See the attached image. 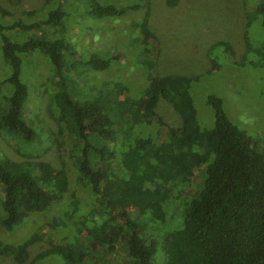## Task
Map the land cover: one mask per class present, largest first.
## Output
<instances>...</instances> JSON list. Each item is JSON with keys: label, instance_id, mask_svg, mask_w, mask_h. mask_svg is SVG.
Segmentation results:
<instances>
[{"label": "trees", "instance_id": "1", "mask_svg": "<svg viewBox=\"0 0 264 264\" xmlns=\"http://www.w3.org/2000/svg\"><path fill=\"white\" fill-rule=\"evenodd\" d=\"M143 3L59 0L40 20L30 19L31 12L0 10L4 69L0 74V130L18 140L14 143L17 149L20 141L30 144L37 136L21 113L27 92L25 76L35 70L24 63L23 81L20 74L21 55L38 50L53 69L54 74L41 80L40 86L51 96L50 112L63 132L59 142L67 146L58 170L38 161L31 173L0 156V230H10L30 212L45 211L32 216L31 221H40L37 231L26 239L16 244L1 241L0 255L23 263L31 242L43 235L49 241L54 229L69 226L72 232L62 236L63 242L60 238L49 241V247L29 264L48 254L59 256L63 264L92 263L91 254L99 258L95 248L112 250L110 233L122 228L126 264H264V154L229 121L221 98L214 94L205 97L212 109V125L200 127L189 93L197 77L156 73L152 52L144 47L153 41L146 24L147 10L137 21H127L122 30L133 31L134 37L112 33L123 61L98 52L89 53L85 60L91 75L110 68L111 60L119 63L108 76L121 71L123 63L128 70L134 62H141L146 81L141 92L134 95L116 75L108 84L110 89L101 85L89 95L76 90V72L68 60L74 63L79 52L65 34L67 10L78 9L92 20L134 12ZM256 10L264 26V0H259ZM127 41L136 54L133 62L126 58L130 54ZM224 49L229 51L226 44ZM253 49L264 55V46ZM159 97L179 115V126L156 114ZM53 206L58 211L50 214ZM99 264L117 262L100 258Z\"/></svg>", "mask_w": 264, "mask_h": 264}, {"label": "rangeland", "instance_id": "2", "mask_svg": "<svg viewBox=\"0 0 264 264\" xmlns=\"http://www.w3.org/2000/svg\"><path fill=\"white\" fill-rule=\"evenodd\" d=\"M58 1L0 0V10L13 14L31 12L33 16L30 19L40 20L47 9ZM104 1L113 5L139 2V0ZM143 1L138 10L126 11L119 17L88 20L78 9L71 12L67 10L66 22L69 25L65 27V34L68 42L79 52V56L74 58V61L76 60L74 63L68 61L76 72L75 87L79 95L93 94L102 86L106 88L108 84H111L110 82L115 81V77H120L123 80H121L122 83L128 85L130 92H134V95L139 94L146 86L144 76L142 78L145 66L141 62H134L132 68L128 70L124 69L126 64L123 63L121 65L123 70L108 76V71L117 70L114 66L119 67V63L112 64L111 60L110 68L91 75L85 60L89 53L98 52L108 56L116 55L118 61H123L124 56L116 53L112 33L134 37L133 31L128 30L125 33L122 30L127 26V21L131 19L137 21L147 10L146 24L153 34V41L144 47L148 49L147 52H152L151 60L156 73L197 77L190 83L189 93L196 108L200 127L212 125L213 113L205 97L207 94H214L221 98V107L229 121L245 132L255 150L264 154V55L261 52L264 49L260 50V54L253 49L257 45L264 46V26L261 24V14L256 10L259 0ZM80 2L83 4L82 1ZM2 21L0 18V22ZM85 26H92L94 29L87 31ZM28 35L29 32L24 36ZM225 44L229 51L224 49ZM131 46L132 44L127 41V50L130 54L126 58L133 62L136 54L133 53ZM21 57L24 60L20 74L22 81L24 80V63L26 67L29 66L28 69L35 70V74L29 75L28 71L25 76L27 92L21 113L22 118L31 124L37 136L30 144L20 141L17 149L14 143L18 140L10 139L7 133L0 130V156L11 158L31 173L36 171L34 163L38 161L46 162L53 170H58L67 146L59 142L63 138V132L60 122L50 112L51 96L40 86L41 80L54 74L53 69L48 59L38 50L22 54ZM2 67L0 58V74L4 71ZM155 112L162 121L170 125L176 127L181 124L179 115L162 97H159L156 102ZM49 208L50 214L58 211V206ZM86 209L85 206L83 211ZM44 212H30L20 224L13 226L10 230H0V242L16 244L26 239L37 231L40 221V219H37V222L31 221L32 216H38ZM60 228L57 227L52 231L53 234L49 240L51 243L59 238L61 239L59 241L63 242L62 236L72 232L69 226L63 230ZM143 228L145 229L146 226L143 225ZM123 232L124 228L120 232L112 229L110 234L113 237V249L95 248L93 252H96L95 255L99 258L91 254V262L99 264L101 258V261L112 260L117 264H126L128 257L124 238L121 236ZM154 237L157 239L156 235ZM82 239L86 241L83 237ZM49 241L43 235L31 242L27 248V258L23 263L15 262L10 255H0V264H29L37 253L49 247ZM92 263L85 262V264ZM33 264L63 263L59 256L48 254Z\"/></svg>", "mask_w": 264, "mask_h": 264}]
</instances>
